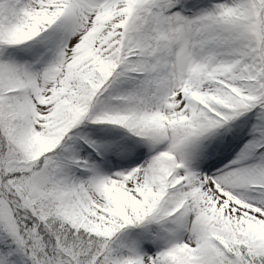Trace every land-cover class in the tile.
I'll use <instances>...</instances> for the list:
<instances>
[{
	"label": "snow or ice",
	"instance_id": "obj_1",
	"mask_svg": "<svg viewBox=\"0 0 264 264\" xmlns=\"http://www.w3.org/2000/svg\"><path fill=\"white\" fill-rule=\"evenodd\" d=\"M0 264H264V0H0Z\"/></svg>",
	"mask_w": 264,
	"mask_h": 264
}]
</instances>
